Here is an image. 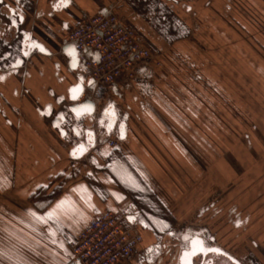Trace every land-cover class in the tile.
Here are the masks:
<instances>
[{"label":"rangeland","instance_id":"1","mask_svg":"<svg viewBox=\"0 0 264 264\" xmlns=\"http://www.w3.org/2000/svg\"><path fill=\"white\" fill-rule=\"evenodd\" d=\"M122 1L113 9L114 13L129 23L130 11L136 14L137 33L144 40L143 44L161 60L162 67L156 72V87L152 93L144 95L127 90L121 101L116 97L112 100L128 117L131 139L135 140L142 133L155 159L147 160L149 156L143 153L144 146L136 142L131 151L123 143L111 146L115 151L113 157L103 152L106 157L103 160L110 161L111 167L113 165L110 168L115 167L116 172L119 170L123 175L120 180L123 187L119 186L122 192L127 195L133 190L142 192L143 200L148 201L140 206H153L158 212L167 213L169 223L172 227L176 225V229L183 221L185 225L181 226V231L191 228L201 204V218L209 217L202 222L203 226L206 224V238L218 231L221 246L230 249L247 264H256L260 256L264 257V0H233L229 14L222 9L225 0H217L218 10L215 11L219 16L215 23H210V8H204L208 0H143L133 2L134 9L132 6L129 9ZM145 8L149 9L144 14ZM225 27L231 33L227 34ZM52 49L56 55L46 56L51 71L54 64L49 60L62 57L58 43ZM62 74L66 81L76 79L75 71ZM57 84L59 90L62 83ZM51 86L55 87L54 84ZM103 94L100 91V96ZM130 104H133V113L127 116ZM59 110H55L56 113ZM136 113H140L138 120L134 119ZM30 114L24 113L26 144L19 148L24 149L27 156V142L37 146L38 160L32 163L35 156L30 154L31 159L27 157L25 162L28 168L39 169L41 179H46L45 184L58 181L48 177L57 165L61 171L70 164L65 157L73 139L86 138L88 131H94L95 137L105 130V120L100 122L97 118L95 123L93 118L79 119L71 132L76 129L77 135L69 139L61 132L69 125L54 126L56 114L52 111L41 116L45 120L41 123L48 126L49 121L55 129L51 134L55 141H52L42 133ZM153 121L159 124L160 138L149 129L148 124ZM53 142L63 150L60 159L58 161L49 153L48 162L43 165L46 151L55 150L51 147ZM84 146L87 151L92 147L90 143ZM129 152L137 158L124 162V155ZM118 153L124 156L120 159L122 162L113 163ZM73 167L85 171L81 164ZM130 170L136 173H132L131 178L128 177ZM59 184L60 181L56 182L57 186ZM220 201L223 206H219V210L217 204ZM209 202L212 204L208 205ZM230 204L247 218V223L241 227L227 224L225 213ZM214 205L219 210L216 215H213ZM244 227L248 237L256 239L260 245L254 246L242 234ZM183 246V243L179 245V251L170 263H177ZM262 260L258 264H264V258Z\"/></svg>","mask_w":264,"mask_h":264},{"label":"crops","instance_id":"2","mask_svg":"<svg viewBox=\"0 0 264 264\" xmlns=\"http://www.w3.org/2000/svg\"><path fill=\"white\" fill-rule=\"evenodd\" d=\"M138 1L142 2L143 0H124V4L126 3V6L131 9V6L133 8L131 4ZM208 1V5L204 6V8H210L209 20L210 23H215L219 16V12H216L218 10L217 0ZM231 1L233 0H225L222 5V9L226 10L228 14L232 12ZM245 1L250 2V0ZM120 3L122 4L123 1L19 0L17 2V0H4L3 2V9L0 12L4 13L0 14L5 23L16 21L18 16L19 19L23 16L24 21L19 24L18 37L14 42L9 41L8 45L0 43V70L14 65V59L17 55L14 53L16 48L24 47V51H26L28 43L32 40L37 42V46L33 50L32 55L25 54V61L35 56L32 61L36 65L35 67L30 66L28 70L30 76L27 77L25 83L29 91L28 94H17L12 91L15 87L22 86L19 80L20 74L11 75L6 82H0V89L6 99L2 102L1 107L7 113V120L10 121V124L5 123L0 118V264H69L73 261L72 241L76 239L92 216L107 210L126 214V219L132 224L133 229L143 233L145 237L144 245L140 247L134 259L128 264H152L151 260L146 261L144 258L148 251L151 252L156 264H173L170 262L175 259V253H178L177 249L181 245V226L185 225V223L184 221L181 224L179 223L180 227L178 229L175 228L176 225L172 227V224L168 221L167 213L158 212L157 209L150 205L149 208L147 205L143 206L141 204L142 206H140V203L148 201L143 200L142 192L133 190L134 192L130 191L129 195H127L126 192L124 193L120 190L119 186H122L120 180L123 179V175H121L119 170L116 172L115 167L111 169L113 165L111 167L110 161L108 163L104 161L106 158L104 156L105 152L110 158L115 153V151L113 152L114 148L110 145L113 132H107L105 127H103L105 130H101L95 135L96 141L93 142L91 149L82 155H73L75 146L79 144L86 145V143L84 137L73 139L77 133H71L72 128L76 127L78 123L71 122L72 124L67 129V136L68 138L71 136L70 138L74 140V143L73 147L70 145L71 148L68 147L67 149L69 150L70 148V153L66 150L65 157L67 161H70V164L64 170H58L57 165L56 169L50 171L48 177L58 180L50 184H45L46 179H41L42 173L39 169L28 168L26 165L25 159L27 157L31 159L29 158L30 154L36 157L32 158V163L38 160L39 150L37 146L27 142L26 149L29 153L27 156L24 149L19 148L21 145L24 146L26 144L23 136L26 126L24 113H32L34 123L39 126V129L41 128L42 133L49 137L50 140L55 141L51 135L55 133V129L50 125L49 121L47 123L49 127L41 123L45 121L41 119V116L43 114L47 115L46 112H42V109L46 101L52 98L48 97L47 90L53 88L56 94H59L77 83L76 78L72 82L66 81L62 84L59 89L62 91L57 89L59 86L57 78L59 76L57 78L54 76V70L51 71L49 69V62L46 60V56L54 53L52 46L58 43V50L62 52L67 34L80 20L99 12L115 9ZM59 4H62V7L55 8ZM15 5H18L22 11L16 9ZM213 8L214 11H212ZM148 9L146 10L145 8L143 13H147ZM129 17L130 24L137 31L136 14H131L130 11ZM225 30L227 34L231 33L227 27H225ZM140 40L144 43L141 36ZM8 47H13V49L11 50ZM55 60L57 58L51 63L54 64ZM39 68H44L43 73L38 71ZM74 71L70 69L68 72ZM64 73L66 74V70ZM53 84L55 87L51 86ZM126 92L127 90L115 85L112 99L116 97L121 101ZM37 98H40V100H37ZM134 99L137 100V98ZM73 103H79V101ZM127 109L128 113L126 112V115H131L133 113L131 111L133 104L128 105ZM55 110L59 109L55 108ZM139 114L136 113L134 119H140ZM67 116H69V119H73L71 113L67 114ZM84 118L92 117L89 114L79 117L81 120ZM129 124L128 122L125 127V135L120 143H123L131 151V147L137 142V145L144 146L145 150L143 153H147L146 155L149 156L146 159L153 161L155 158L153 153H150L147 148L145 139L141 136L142 133L136 134L137 138L135 140L131 139V127ZM157 124L153 121L149 122L148 125L152 134L160 138V130L157 128ZM53 125L57 126L58 123L54 122ZM94 129L96 130L97 128L94 127ZM161 137H163L162 134ZM52 144L51 147L55 148V150L52 152L46 151L42 161L43 165L47 164V154L49 153L53 154L52 156L58 161L60 159L59 156L63 152L62 148L58 147L55 142ZM161 144L163 143L161 142ZM124 156L127 159L124 158V162H132L133 159L137 158L136 154L135 158H133L132 152ZM124 156L118 153L114 157L113 163L118 160V162H122L120 159ZM117 157L118 159H116ZM74 164H81L84 166L85 171L83 169L74 170ZM136 169L144 177L141 170L138 167ZM130 171L129 178L136 174L135 170ZM114 172H116V176H114ZM59 181L61 184L57 186L56 182ZM150 188L152 190L153 187L151 186ZM126 197L129 199L128 202ZM201 207V204H199L198 212H200ZM197 216L198 213L196 212V217L194 216L192 223L194 225L200 222ZM132 220L135 223H132ZM170 226L173 229H168ZM153 245L156 248H153ZM171 249L174 250L173 253H170ZM177 263L179 264V256Z\"/></svg>","mask_w":264,"mask_h":264},{"label":"built area","instance_id":"3","mask_svg":"<svg viewBox=\"0 0 264 264\" xmlns=\"http://www.w3.org/2000/svg\"><path fill=\"white\" fill-rule=\"evenodd\" d=\"M66 41L77 52L76 76L85 81V92L79 101L90 99L95 103L91 115L95 123L102 111L115 102L112 100L115 85L144 95L155 90L161 60L141 42L128 20L116 15L113 9L80 20L67 34ZM91 81L93 91H89ZM100 91L104 93L101 96ZM115 111L118 120L110 131L111 146H117L122 139L118 125L124 113L118 105ZM126 216L111 210L92 216L71 243L73 260L81 264L130 263L144 245L145 237L133 229ZM144 258L156 264L151 252H146Z\"/></svg>","mask_w":264,"mask_h":264},{"label":"flooded vegetation","instance_id":"4","mask_svg":"<svg viewBox=\"0 0 264 264\" xmlns=\"http://www.w3.org/2000/svg\"><path fill=\"white\" fill-rule=\"evenodd\" d=\"M3 2H4V0H0V7H1L0 10L3 9V5H4ZM15 7H16V9H19V11H22V9L20 10V7H18V5H15ZM61 7H62V4L55 6V8H61ZM0 13L3 14L4 12L1 11ZM21 18L19 19V16H18V17H16V21H14L12 23L11 22L5 23L2 20V16L0 14V43L8 45V43L15 41V39L18 37V31H19V26H20L19 24H20V22L22 24V22L24 21V17L22 16ZM36 46H37V42L32 40L31 42L28 43L26 51H24V47H20L19 49L16 48L14 53H16L17 55L14 59V65H11L10 67H8L4 70H0V82L1 83L6 82L8 77H10L11 75H19V74L21 75V76H19V80H20V84L22 86L21 87H15L14 90H12L14 93L28 94V92H29L25 86V83L27 81V77L30 76V72L28 70L30 69V66L35 67L36 65L32 61V58H34L35 56L30 57L29 60L25 61V54L32 55L33 50H35ZM8 48L11 50L13 49V47H8ZM59 53L61 54L62 57H59V58L56 57L57 60H55L54 66H53L54 71L53 70L52 71L54 72L53 74L56 78L59 76V78H57L58 79L57 81L64 84L66 82L67 78L64 77V75L62 73H64L65 70H66V72L70 71V67H69V62L67 61L64 54L61 51ZM53 55L55 56L56 54L53 53ZM53 60L54 59L49 60V61H53ZM38 71L43 73L44 68H39ZM76 78H77V76H76ZM68 90L69 89H66L63 92H60L59 94H56V91L53 88H50V90H47L48 91V97H53L54 101L48 100V102L45 103L43 110L48 115L53 111V113L56 114V117L53 119V121L58 123V124L62 123L65 126L69 125L68 126V128H69L72 123L69 121V120H71V118L69 119V116H67V114H70L67 111V108L69 105L72 104V102L69 101V91ZM3 95H4V93L0 89V97H1V100H0V118L4 120L3 122L10 124V121L7 120V118H6L7 113H5L1 107L2 102H4V100H6ZM37 100H40V98H37ZM56 105L60 109L59 112H57V113L55 112V108H54ZM72 118H73L72 122L75 121L76 123L79 124V121H80L79 117L76 119L74 117H72ZM68 128L61 131L63 135L67 136V132H68L67 129ZM75 132H78V130L75 129L74 133ZM81 138H83V137H81ZM94 138L95 137L93 134L91 136H89V134H88L86 136V138L84 137L85 143H88V144L91 142L93 143ZM81 145L80 144L77 145L74 148V150L78 149ZM83 147H84V150L82 152L77 151L76 154H78V155L84 154L87 151V148L84 146V144H83ZM211 204L212 203L209 202L208 205H211ZM217 205H218V207L223 206L222 201H220ZM216 208L217 207L214 205L213 215H216V212H219V210H220V207H219V210ZM237 209L238 208L236 206L231 205V204L227 208L228 211H226V213H225V215H226L225 220H227L226 222L229 226H232V225L238 226L239 225L241 227V225H244L245 223L248 222L247 218L246 217L243 218L241 213ZM200 212H198V217H197V219H199V221H200L199 224H196V225L193 224V226L191 228L183 229L182 233L180 234L181 244L183 243V245H184L182 250L183 251L184 250H192L193 247L191 246V244L193 241L197 240V241L203 242V247L205 249H208V248L219 249V252H200L199 249L196 248L195 254L191 258L192 264H247L243 259H241L239 256H237L235 253H232V251L230 249L223 247V246H221V244L218 243V241H219L218 240V238H219L218 231L214 232L210 237L208 236L206 238V235L204 232V230H205L204 226L206 224H204V226L202 225V222H204V220L206 218L202 219L201 218L202 215L200 214ZM246 214H247V212H246ZM233 216H235V217H233ZM244 228L245 229L243 230L242 234L244 236L248 237L249 235L247 234L246 227H244ZM226 234L227 233L224 232L225 236H226ZM247 237H245V238H247ZM249 239L251 240V242H253V245L256 247L261 244L260 242L256 241V239H254V238H249ZM178 251H179V249H177V252ZM193 251H194V249H193ZM180 258H181V256H179V263H180ZM259 258H260L259 261L261 260L263 262L262 258H264V257L260 256ZM259 261L258 262L256 261V264H258Z\"/></svg>","mask_w":264,"mask_h":264},{"label":"water","instance_id":"5","mask_svg":"<svg viewBox=\"0 0 264 264\" xmlns=\"http://www.w3.org/2000/svg\"><path fill=\"white\" fill-rule=\"evenodd\" d=\"M62 53L64 54V56L66 58L69 59L70 69L75 70L78 67V58H77V52L75 50L74 45L69 44L66 41L64 46L62 47ZM93 88H94V85L92 84V81H91V83H89V91H93ZM73 89H78V91L76 93H73V91H72ZM84 92H85V81L82 77H78L77 83L75 85H73L72 87H70V89H69V101L70 102L79 101L81 96L84 94ZM74 94L77 97L76 99L72 98ZM98 95H100V92H98ZM116 105L117 104L115 102H112L108 106V108H106L104 111H102L100 117L98 118L100 122L107 120V123H106V131L107 132H110L116 126V122L118 120L117 113L115 111ZM95 108H96L95 103L90 99H86L82 102L73 103V104L69 105L67 108V111L69 113H71L73 115V117L76 119V118H78L84 114L92 115L95 112ZM126 123H127V118L124 116L118 125L122 138L125 135ZM109 124H111L110 128L108 127ZM121 126H122V129H121ZM88 132L93 134V131H88ZM91 145H93V144L91 143ZM195 241H197V240H195ZM191 246L193 247V243L191 244ZM192 253H193V249L182 251L179 264H192V261H191V258L193 256ZM69 264H81V262L79 260H73Z\"/></svg>","mask_w":264,"mask_h":264},{"label":"snow or ice","instance_id":"6","mask_svg":"<svg viewBox=\"0 0 264 264\" xmlns=\"http://www.w3.org/2000/svg\"><path fill=\"white\" fill-rule=\"evenodd\" d=\"M17 2H19V0H17ZM72 91H73V93H76L78 91V89H73ZM72 98L76 99L77 97L74 94ZM108 127L110 128L111 124H109ZM121 129H122V126H121ZM91 135L92 134L89 133V136H91ZM83 150H84V147H83V145H81L78 149L74 150L73 155H75L77 151L82 152ZM192 243H193V249H194V251L192 253L193 255L195 254V249L196 248H198L200 252H219V249H212V248L205 249L203 247V242L202 241H193Z\"/></svg>","mask_w":264,"mask_h":264}]
</instances>
